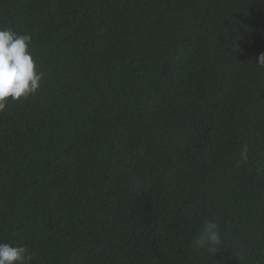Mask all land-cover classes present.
I'll return each mask as SVG.
<instances>
[{
  "label": "trees",
  "instance_id": "obj_1",
  "mask_svg": "<svg viewBox=\"0 0 264 264\" xmlns=\"http://www.w3.org/2000/svg\"><path fill=\"white\" fill-rule=\"evenodd\" d=\"M0 25L45 73L0 112V243L31 264H264V0H0ZM208 219L232 248L214 258L191 243Z\"/></svg>",
  "mask_w": 264,
  "mask_h": 264
},
{
  "label": "clouds",
  "instance_id": "obj_2",
  "mask_svg": "<svg viewBox=\"0 0 264 264\" xmlns=\"http://www.w3.org/2000/svg\"><path fill=\"white\" fill-rule=\"evenodd\" d=\"M31 34H20L14 29L0 25V112L11 101L19 102L35 94L41 87L45 73L40 70L32 51ZM257 65L264 68V52L258 56ZM249 162V145H242L236 167ZM192 247L214 258L224 249H232L214 219L204 220L192 240ZM243 249L234 254L241 258ZM0 264H31V256L24 246L0 243ZM226 264V262H224Z\"/></svg>",
  "mask_w": 264,
  "mask_h": 264
}]
</instances>
